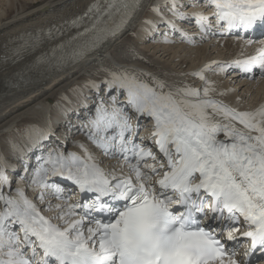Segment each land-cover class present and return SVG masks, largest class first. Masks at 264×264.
Masks as SVG:
<instances>
[{"label": "snow or ice", "instance_id": "snow-or-ice-1", "mask_svg": "<svg viewBox=\"0 0 264 264\" xmlns=\"http://www.w3.org/2000/svg\"><path fill=\"white\" fill-rule=\"evenodd\" d=\"M165 4L173 17L194 20L205 35H233L247 46L264 44L252 35L264 31V0ZM196 4L212 15L189 17L179 10ZM142 7V0H94L67 27L29 35L5 62L28 53L34 58L26 72L43 79L64 73L98 54ZM152 11L167 29L192 42L164 19L160 8ZM236 69L245 79H255L258 70L264 79V47L253 56L213 62L192 73L203 83L200 89L128 69L109 72L104 89L89 82V89L109 93L110 104L102 97L96 103L87 139L103 156L117 161L112 170H105L85 144L75 145L82 155L59 143L48 147L50 133L32 129L29 147L39 149V155L30 183L25 163L29 155L23 148L16 151L25 173L18 180L33 191L39 189L35 202L19 183L13 189L6 171L10 166L0 157V264H264V106L240 110L213 98L215 86L205 76ZM142 118L152 124L147 138L151 147L139 137ZM58 181L70 182L88 198L72 201L71 192L65 195ZM52 197L61 203L52 204ZM241 246L243 252L238 251Z\"/></svg>", "mask_w": 264, "mask_h": 264}, {"label": "bare ground", "instance_id": "bare-ground-1", "mask_svg": "<svg viewBox=\"0 0 264 264\" xmlns=\"http://www.w3.org/2000/svg\"><path fill=\"white\" fill-rule=\"evenodd\" d=\"M5 1L0 0V157L6 160L10 166L6 170L9 178L11 180L16 178L20 186L26 188L31 199L35 198L39 189L33 191L23 181L18 180V177L25 173L20 175L23 168L19 166L22 164L18 159L19 153L16 149L23 148L29 155V159L25 163L27 161L30 163L26 174L30 183L37 166L36 157L39 155V149L33 150L29 147V137L34 128H42L50 133V138L45 142L48 147L59 143L67 151L82 155L81 150L75 145L83 143L88 148L92 147L89 150L104 163L102 167L105 170H112V166L116 165L114 160L96 153L95 146H91V141L87 139V125L95 114L94 109L98 99L102 97L106 104L111 103L108 99L109 93L106 91L97 93L87 86L89 82L95 81L101 85L102 89L106 87L104 81L109 80L110 77L107 75L108 73L104 72V66H107L110 72L128 69L139 73L142 72L141 69H144L149 71L146 72L149 74L151 68L154 67L153 62L161 66L165 61L161 59L167 57L170 62L177 63L179 68L183 69H180L181 71L185 70L183 74L187 77L182 80L180 77L182 73L156 67L157 78L170 85L183 86L187 84L200 89L201 85H204L192 73L199 72L205 65L213 62L231 63L256 52L255 44L247 46L244 40L233 35L225 38H221L219 35H205L200 32L194 20L191 23L177 20L166 10L165 0H142V9L136 13L127 28L115 39L108 40L98 54L64 73L48 79L37 78L35 73L25 71L26 66L34 58L31 54L23 53L22 57L15 62L12 59L5 62V57H11L13 51L28 40L29 35L49 29L55 30L61 26L67 27L73 18L83 14L94 0H7L8 4ZM193 2L194 0H178L180 5H190ZM153 8H160L164 19L174 22L178 28L187 33L192 42L189 43L182 39L179 33L167 29L160 17L152 11ZM179 10L189 17L191 12L205 16L211 13L203 4H196L194 7H180ZM146 21L156 24L157 27L153 29ZM193 23L197 28L190 26ZM216 26L213 22V30ZM135 27L137 29L134 33V45L122 43L130 36ZM187 29L191 31L188 32ZM165 39L171 42L165 43ZM181 44H185L186 47ZM46 47L47 45H45ZM187 47H191V49H186ZM211 50L214 51L213 54L210 52ZM182 54L190 58L192 65L189 66L187 62L182 63ZM137 55H141L138 60ZM149 60H152V63ZM172 66L175 67V64ZM97 68L100 72L91 71L97 70ZM163 72L168 73L166 76L158 74ZM21 73L29 78L23 79L19 75ZM236 73V70L218 74V76L215 72L205 73L206 79L216 89L213 98L222 100L240 110L250 111L264 106V79L257 76V79L245 81L243 75ZM13 82H16L18 86L13 87ZM219 92H226L228 95L221 97L218 95ZM112 94L118 95L115 92ZM119 99L123 101L124 97L120 96ZM245 99L247 100L245 101ZM237 100H239V104H237ZM28 120L33 122L31 124L33 128L26 132L21 131L20 127L24 121L31 122ZM143 125L145 124L143 123ZM148 130H152V127ZM28 133L31 134L26 136ZM11 136H13L12 139ZM9 156L12 157V160L8 159ZM13 168L16 170L15 172L12 171ZM116 171L119 174L118 168ZM124 172L127 173L126 168ZM15 173L17 174L15 175ZM16 185H13V189ZM7 189H3L5 194H8L6 193ZM38 206L44 207V205ZM3 207V204L0 203V210ZM44 214L46 216L47 214L55 215L54 212Z\"/></svg>", "mask_w": 264, "mask_h": 264}, {"label": "rangeland", "instance_id": "rangeland-1", "mask_svg": "<svg viewBox=\"0 0 264 264\" xmlns=\"http://www.w3.org/2000/svg\"><path fill=\"white\" fill-rule=\"evenodd\" d=\"M21 1H23V0H21ZM6 2V4H8L7 3V0L5 1ZM15 6H18V5H16L15 4ZM0 12H1V10H0ZM136 27L135 28H133V31H132V33L130 34V36L129 37H127L126 38V40L125 41H123L122 43H131L132 45H134V43H135V35H134V33H136ZM171 44H175V43H171ZM183 47H186V46H184L185 44H181ZM186 49H191V47H187ZM190 51V50H189ZM210 52H212V54H213V52L214 51H210ZM211 54V55H212ZM141 57V55H137L136 56V58H137V60L139 59ZM212 57H214V56H212ZM161 60H165L163 63L164 64H166V65H162L161 64V66H160V64H155L154 62H153V64H154V67H152L151 68V72H154V73H152L151 74V72L149 73V75L150 76H154V77H157V75L155 74L156 72H157V68L158 67H163L166 71H167V69H168V71L169 70H171V71H177V72H180V73H182V75L180 76L181 78H182V80H184L187 76L185 75V74H183L184 72H185V70L184 71H181V70H183V69H181V68H179V66H178V64L177 63H174V62H170V59H168L167 60V57H165V58H163V59H161ZM167 60V61H166ZM181 60H182V63H184V62H187L188 64H189V66L190 65H192V63H191V60H190V58L189 57H187V56H184L183 54L181 55ZM152 60H149V62L150 63H152L151 62ZM135 62V61H134ZM171 64H170V63ZM167 63H169V64H167ZM172 64H175V67L174 66H172ZM139 65H142V64H139ZM156 65H158V66H156ZM157 67V68H156ZM98 68H100V67H98ZM98 68H97V70L96 69H93V70H91V71H94V72H98L99 70H98ZM156 68V69H155ZM181 69V70H180ZM103 70H104V72L107 74V73H109L110 71L108 70V68H107V66H104L103 67ZM142 70V72H144V73H146V72H149V71H146V70H144V69H141ZM100 72V71H99ZM168 72H163V73H158L159 75H164V76H166V74H167ZM105 74V75H106ZM108 75V74H107ZM99 76H101V75H99ZM217 76H218V74H217ZM101 78V77H100ZM145 79H146V77H144ZM101 80V79H100ZM182 80H180V81H182ZM179 81V82H180ZM192 80H190V82H191ZM192 83H194L193 81H192ZM194 86H197V87H199L198 85H194ZM201 88H203V86L201 85ZM254 95V94H253ZM247 99H245V101H246ZM28 121H31V120H28ZM31 124H33V122L31 121V122H26V121H24L23 123H22V127H20V130L21 131H23V132H26V131H28V130H30V129H32L33 128V125H31ZM17 131H19V129H17ZM31 133H28V134H26V136L27 135H30ZM13 138V136H11V139ZM93 144L91 143V146H92ZM89 148L90 149H92V147H90L89 146ZM8 159H10V160H12V157H8ZM98 160H100V159H98ZM102 164H104V163H102ZM17 173H15V175H16ZM14 185V184H13ZM27 194H28V196H30V194L27 192Z\"/></svg>", "mask_w": 264, "mask_h": 264}]
</instances>
